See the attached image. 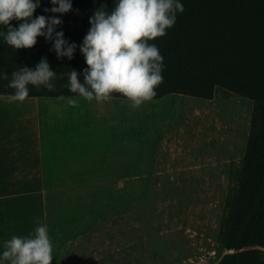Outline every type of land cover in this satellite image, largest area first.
<instances>
[{"label": "rangeland", "instance_id": "obj_1", "mask_svg": "<svg viewBox=\"0 0 264 264\" xmlns=\"http://www.w3.org/2000/svg\"><path fill=\"white\" fill-rule=\"evenodd\" d=\"M166 100L179 107L181 129L170 134L180 151L131 153L128 143V170L144 172L128 176L140 183L0 186L46 197L60 221L59 264H90L126 248L145 264H217L233 251L219 254L220 225L254 103L223 89L213 99L173 93ZM146 170H158L151 179L158 183H144Z\"/></svg>", "mask_w": 264, "mask_h": 264}, {"label": "trees", "instance_id": "obj_2", "mask_svg": "<svg viewBox=\"0 0 264 264\" xmlns=\"http://www.w3.org/2000/svg\"><path fill=\"white\" fill-rule=\"evenodd\" d=\"M117 0H72L68 13L45 12L53 5L41 0L34 16H58L63 23L56 31L77 44L71 60L57 58L52 42L37 38L30 49L11 48L0 37V94L11 95L7 87L11 73L21 66L35 69L47 57L55 90L29 85V96H75L65 85L69 73L76 70L83 82L87 68L80 45L89 31L90 17L103 7L111 11ZM184 11L177 13L176 23L167 34L149 43L155 44L163 56V83L153 99L172 93L213 99L218 89L250 98L253 103L251 127L245 155L239 167L232 170L236 187L226 199L221 220L217 264H264V0H179ZM19 21L11 22L18 27ZM0 30L7 31L5 26ZM8 74V79L3 74ZM112 97H124L113 93ZM135 246V245H134ZM145 257L129 248L119 249L104 259L90 264H145Z\"/></svg>", "mask_w": 264, "mask_h": 264}, {"label": "crops", "instance_id": "obj_3", "mask_svg": "<svg viewBox=\"0 0 264 264\" xmlns=\"http://www.w3.org/2000/svg\"><path fill=\"white\" fill-rule=\"evenodd\" d=\"M167 96L134 108L123 97L28 96L20 102L0 94V186L140 183L130 179L142 177L128 176L144 173L128 170V143L131 153L180 151L179 137L170 132L181 129V115ZM158 173L146 170L144 183H158L151 180ZM52 210L43 194L0 192V264H9L2 259L5 241L41 224L53 242L52 264H59L54 243L60 221Z\"/></svg>", "mask_w": 264, "mask_h": 264}, {"label": "clouds", "instance_id": "obj_4", "mask_svg": "<svg viewBox=\"0 0 264 264\" xmlns=\"http://www.w3.org/2000/svg\"><path fill=\"white\" fill-rule=\"evenodd\" d=\"M53 7L45 12L68 13L72 0H50ZM41 0H0V37L14 50L30 49L37 38L52 42L57 58H73L77 44L64 38L63 31H56L63 21L58 16H34ZM184 11L179 0H117L109 12L106 7L94 11L90 17L89 31L80 45L87 68L83 82L76 70L69 73L65 87L69 92L87 101H109L113 93L122 94L138 108L156 96V88L163 83V56L158 47L149 43L167 34L174 26L177 13ZM19 21L18 27L11 22ZM8 79V74H3ZM57 73L51 70L47 57H42L35 69L21 66L11 73L7 87L14 89L12 101L23 102L28 98L29 85L49 91L55 90L52 82ZM75 104V100H69ZM54 246L46 225H38L34 233L12 236L5 241L2 259L9 264H52Z\"/></svg>", "mask_w": 264, "mask_h": 264}]
</instances>
